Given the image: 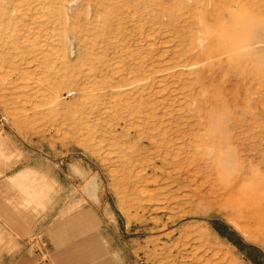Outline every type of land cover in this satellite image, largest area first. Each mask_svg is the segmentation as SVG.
I'll return each instance as SVG.
<instances>
[{"label": "rangeland", "instance_id": "1", "mask_svg": "<svg viewBox=\"0 0 264 264\" xmlns=\"http://www.w3.org/2000/svg\"><path fill=\"white\" fill-rule=\"evenodd\" d=\"M0 121L125 264H264V0H0Z\"/></svg>", "mask_w": 264, "mask_h": 264}, {"label": "crops", "instance_id": "2", "mask_svg": "<svg viewBox=\"0 0 264 264\" xmlns=\"http://www.w3.org/2000/svg\"><path fill=\"white\" fill-rule=\"evenodd\" d=\"M41 166L28 163L26 143L0 121V264H125L98 210V189L93 202L90 184L79 187L94 206L75 200L73 181L62 183L69 176Z\"/></svg>", "mask_w": 264, "mask_h": 264}, {"label": "bare ground", "instance_id": "3", "mask_svg": "<svg viewBox=\"0 0 264 264\" xmlns=\"http://www.w3.org/2000/svg\"><path fill=\"white\" fill-rule=\"evenodd\" d=\"M151 163H154L151 161ZM155 164V163H154ZM153 165V164H151ZM150 165V166H151ZM95 185V184H94ZM93 184L90 186L91 194L95 196L96 187ZM237 187V186H236ZM225 188V186H224ZM223 188V189H224ZM238 189V188H237ZM236 190V189H235ZM230 191V190H229ZM242 192V191H241ZM222 195V194H221ZM219 197V196H218ZM225 201L222 204L215 203L213 207L220 212L224 217L231 221L233 225L242 233L252 234L250 238L253 242L260 243L264 245L263 235H257L255 233V227L260 226L264 230V215L260 210L259 204L251 203V200H245L238 191H233L227 193L225 196ZM246 198V197H245ZM209 200V198H207ZM263 204V203H262ZM263 242V243H261Z\"/></svg>", "mask_w": 264, "mask_h": 264}]
</instances>
